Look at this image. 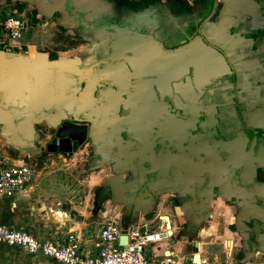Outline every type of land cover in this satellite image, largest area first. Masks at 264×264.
Segmentation results:
<instances>
[{
  "label": "crops",
  "instance_id": "0c3cea01",
  "mask_svg": "<svg viewBox=\"0 0 264 264\" xmlns=\"http://www.w3.org/2000/svg\"><path fill=\"white\" fill-rule=\"evenodd\" d=\"M187 1L185 16L194 17L196 8ZM213 1L205 0L196 15L202 19L198 33L194 26L172 49L138 40L128 47L127 61L95 69L83 58L103 48L88 39L77 48H59L45 35L36 44H19L0 33V159L22 161L31 171L29 182L12 197H0V225L38 242L60 243L72 234L80 254L94 258L104 223L122 232L157 223L156 230L147 231L167 228L171 236L145 248L148 260L168 256L174 264H191L194 257L195 264H232L236 254L250 257L251 221L264 232V14L259 11L264 0H215L210 16ZM9 6L8 15L15 12L23 19L22 31L35 22L34 38L41 33L40 17H60L58 29L74 31L72 15L50 4L44 11L34 0H0L1 12ZM160 10L166 11L164 2ZM121 50L120 45L113 52ZM70 99L74 116L102 123L111 144L99 157L101 144L92 133L93 140L86 139L75 153L54 152L65 161L58 168L45 162L46 154H53L47 145L57 140L49 120L67 115L53 108ZM155 133L163 137L155 135L158 141L195 146L207 157L185 158L183 151L178 155L149 142L138 158L149 187L131 193L133 201L125 190L111 193L134 179L125 154L141 150ZM83 161L93 172L78 179L73 170ZM258 171L262 181L255 178ZM146 190L152 197L141 201ZM230 200L233 204H226ZM257 241L264 250V235ZM0 264L57 263L0 244Z\"/></svg>",
  "mask_w": 264,
  "mask_h": 264
},
{
  "label": "flooded vegetation",
  "instance_id": "af4514ba",
  "mask_svg": "<svg viewBox=\"0 0 264 264\" xmlns=\"http://www.w3.org/2000/svg\"><path fill=\"white\" fill-rule=\"evenodd\" d=\"M91 1H93L91 10L79 11L72 16L70 24L74 31L70 34H65V30L58 29V35H56L58 38L56 40L59 48H77L85 44L87 39L92 41L93 45L102 47L101 53L96 51L90 52L83 58L84 63L87 62L95 69L100 67L104 62L127 61L129 59V53H127L128 47L138 40L148 45L161 46L162 49H172L180 44L187 35L191 34L194 26H196V32L198 33L199 24L202 19L199 20L197 16H200L198 12L204 6L205 0H192L191 4L195 6L196 14L194 17L188 18L185 16L190 12V3L187 0ZM214 1L213 3L211 2L212 4L209 7L210 16H213L216 10V3L214 4ZM161 2L165 4V12L160 10ZM259 11L264 14V1ZM169 18H177V21L174 19V22H171ZM260 37L264 38V31ZM115 45L118 47L121 45L123 49L118 55H115L113 52L114 47H116ZM160 134L155 133L151 137L145 144L147 148L149 142L152 144L159 143L165 147V150L172 153L184 156V154H179L180 151H183L186 153L185 158L206 159V152H203V149L195 146L182 147V145L166 139V141H158L157 139L162 137ZM155 135L158 136L157 139ZM144 146L138 151L143 155L145 154L143 153ZM219 164L223 168L221 160H219ZM255 178L262 181V173L258 171ZM229 202H226V204H233L231 200ZM221 203L224 206V201H221ZM172 205H175V203ZM251 222L250 228L254 227V229L249 231L251 236L246 239L247 252L250 254V257L244 258V255L236 254L231 259L232 264H264V250H259L260 243L257 241L260 235H264L263 228L259 222L254 220ZM193 258L190 261L191 264H195Z\"/></svg>",
  "mask_w": 264,
  "mask_h": 264
},
{
  "label": "built area",
  "instance_id": "2783aa9c",
  "mask_svg": "<svg viewBox=\"0 0 264 264\" xmlns=\"http://www.w3.org/2000/svg\"><path fill=\"white\" fill-rule=\"evenodd\" d=\"M23 26V19L15 12L0 19V33L8 40L18 39ZM54 146H58L57 140ZM4 164L5 161L0 159V197L10 198L29 182L31 171L22 161L10 166ZM121 236L125 237V241L119 245L118 238ZM169 236L167 228H162V231L130 228L122 232L114 223L106 222L98 232L96 256L88 258L80 254L78 240L72 234L66 235L60 243L38 242L21 230L0 225V244L20 248L27 254H42L57 264H174L168 256L154 262L144 255L148 245Z\"/></svg>",
  "mask_w": 264,
  "mask_h": 264
},
{
  "label": "water",
  "instance_id": "95a60500",
  "mask_svg": "<svg viewBox=\"0 0 264 264\" xmlns=\"http://www.w3.org/2000/svg\"><path fill=\"white\" fill-rule=\"evenodd\" d=\"M22 1L24 2L25 0ZM34 2L37 3L38 6H41L44 11L48 10L46 7H44L45 4H50L51 6L59 9L60 11H63L64 13H67L68 11V13H70L72 16H74L73 14H75V12L87 11L92 7L91 0H34ZM71 99L70 101L62 104H57L55 106L53 105V109L57 108L56 110L66 112L67 115H62V118L56 119V122H53V120L51 119L49 120V124L52 123L51 125H54L55 127V137L57 138L58 146L55 147L54 145H47L46 151L50 153L58 152L61 154L75 153L86 139L93 140L92 133H94L98 137V140L101 144L99 157H103L105 155V149L108 145L111 144L110 138L108 136H105L104 131H101L103 130L102 128L104 127V125H102V123H100L99 121H94L89 117H81L83 119H78L77 117H75L70 106ZM50 111L51 110H49V113ZM35 117L37 116H29V119H34ZM59 121L62 122L59 123ZM84 125H87L89 127V130H87ZM146 149L147 145L144 146L143 151H146ZM136 154H138L137 161ZM140 154L141 152H129L125 154L123 160L128 163L127 165L134 172V179L124 186L119 187L117 185L114 190H111V193L116 194V192L120 193L121 190H125V192H128V194L130 193L129 199L133 201L135 197L131 195V193H135L136 191L149 187V183L147 182V174L145 172V166L141 160H138ZM113 155H115L113 157L116 160H121V155L118 152H114ZM152 187L155 188V186H151V188ZM150 191L146 190L145 194L141 195L139 199L141 201L150 199L152 197V194L150 196ZM143 230V228H140V231ZM170 236L168 238H170ZM124 241V236L118 238L119 245L123 244ZM195 247L197 248L196 245Z\"/></svg>",
  "mask_w": 264,
  "mask_h": 264
},
{
  "label": "rangeland",
  "instance_id": "374dc122",
  "mask_svg": "<svg viewBox=\"0 0 264 264\" xmlns=\"http://www.w3.org/2000/svg\"><path fill=\"white\" fill-rule=\"evenodd\" d=\"M7 8H8V10L3 9L4 11H2V12L0 9V15H1L0 17L5 18L8 16L7 11L9 12V10H11L12 8L10 6ZM26 13H28V12H25V14ZM45 17H47V14L45 15ZM59 20H60L59 17H57L55 15L52 17H48L46 19L43 17H40L38 20H36L37 24L41 27V28H39V31H41V33L38 34V38L37 37L34 38L32 36V30L35 31V26H34L35 22H29L27 24L26 31L20 32V36H19L20 38H18L17 42L19 44H23L25 42L36 44L35 40H38V42H41V38H43V35H45L46 37L50 36V38L47 37V39L55 40L56 38H58L56 35H58L57 23H59ZM31 36H32V38H31ZM45 159H46L45 162L47 164L55 163L58 168L62 167L63 164L65 163V161L61 163L60 159H62V157L60 155H57L54 153L51 155L46 154ZM11 164H12L11 162H8V163L6 162V164H4V165L10 166ZM91 166H92L91 163L83 161L74 167L73 175L76 176L78 179L85 178V177L89 176V173L92 171V170H87V168H89ZM156 226H157V223H152V224H150V228H148L147 230H151V229L156 230L157 229ZM181 264H189V263L186 260V261H183Z\"/></svg>",
  "mask_w": 264,
  "mask_h": 264
},
{
  "label": "trees",
  "instance_id": "16d2710c",
  "mask_svg": "<svg viewBox=\"0 0 264 264\" xmlns=\"http://www.w3.org/2000/svg\"><path fill=\"white\" fill-rule=\"evenodd\" d=\"M15 8L18 10V11H20L21 10V8H22V6L21 5H15Z\"/></svg>",
  "mask_w": 264,
  "mask_h": 264
},
{
  "label": "bare ground",
  "instance_id": "6f19581e",
  "mask_svg": "<svg viewBox=\"0 0 264 264\" xmlns=\"http://www.w3.org/2000/svg\"><path fill=\"white\" fill-rule=\"evenodd\" d=\"M198 261V259L196 258V262ZM198 263V262H197Z\"/></svg>",
  "mask_w": 264,
  "mask_h": 264
}]
</instances>
